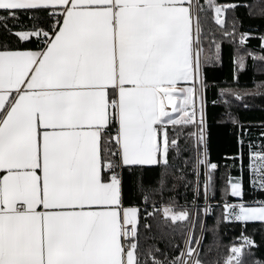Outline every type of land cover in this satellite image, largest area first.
I'll return each instance as SVG.
<instances>
[{
    "label": "snow or ice",
    "instance_id": "6c2138e0",
    "mask_svg": "<svg viewBox=\"0 0 264 264\" xmlns=\"http://www.w3.org/2000/svg\"><path fill=\"white\" fill-rule=\"evenodd\" d=\"M240 8L264 21V0H0V264H205L237 222L215 264H264V199L246 198L264 193V120L238 114L264 95L239 87L264 30ZM225 43L231 84L210 75ZM216 119L236 135L222 184ZM155 221L182 245L147 243Z\"/></svg>",
    "mask_w": 264,
    "mask_h": 264
},
{
    "label": "trees",
    "instance_id": "16d2710c",
    "mask_svg": "<svg viewBox=\"0 0 264 264\" xmlns=\"http://www.w3.org/2000/svg\"><path fill=\"white\" fill-rule=\"evenodd\" d=\"M221 2H227V0H221ZM246 9L240 8L236 15L242 19L241 31L251 30L257 26H261L264 30V21L260 19H253L245 15ZM259 41L252 39L249 47L258 49ZM232 54L233 46L225 43L223 48V64L217 65L210 72V75L218 81H228L231 84L232 79ZM247 70L242 71L239 74V87L247 88L249 90L255 89L253 87V78L257 81H264V73L257 71V69L264 68V64L259 61L254 62L251 59L247 60ZM235 86V85H233ZM243 103L249 104L251 107L244 109L240 107L238 109L239 117L245 123L258 122L264 120V95H257L252 97H245ZM210 135V152L211 158L214 162L220 165L219 171L216 173L218 184H222L226 178L229 168L227 165L231 163L230 160L226 159L236 151V135L230 124H225L223 121L216 119L212 123ZM259 134L258 128L252 129V136L255 138ZM232 174L236 175L235 169H232ZM155 173L150 172L145 176V182L148 183L154 178ZM132 198L135 199V192H132ZM247 199H264V193L253 191L249 188ZM215 217H208L206 220L207 225L214 223ZM153 231L152 233L146 234L157 237L156 240H148L147 243H156L161 249L168 250L171 243L175 242L178 244L183 243V238L180 231H172V227H166L159 221L152 222ZM241 225L237 223H225L221 225V246L212 247V250H208V245L205 244L204 250L201 253V259L205 261V264H215V261L219 260L223 253L226 251V246L233 240L234 237L239 235ZM248 234L253 235L254 239L261 245L257 252L258 258H264V228L259 223H250L248 225ZM162 237V238H161ZM211 239V237H209ZM174 251V250H173Z\"/></svg>",
    "mask_w": 264,
    "mask_h": 264
},
{
    "label": "rangeland",
    "instance_id": "374dc122",
    "mask_svg": "<svg viewBox=\"0 0 264 264\" xmlns=\"http://www.w3.org/2000/svg\"><path fill=\"white\" fill-rule=\"evenodd\" d=\"M251 91H257V89H253V90H251Z\"/></svg>",
    "mask_w": 264,
    "mask_h": 264
}]
</instances>
